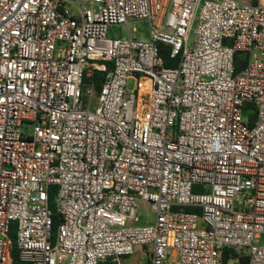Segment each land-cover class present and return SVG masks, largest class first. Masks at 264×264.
Wrapping results in <instances>:
<instances>
[{
    "label": "built area",
    "instance_id": "1",
    "mask_svg": "<svg viewBox=\"0 0 264 264\" xmlns=\"http://www.w3.org/2000/svg\"><path fill=\"white\" fill-rule=\"evenodd\" d=\"M13 227L19 264H264V0H0V264Z\"/></svg>",
    "mask_w": 264,
    "mask_h": 264
},
{
    "label": "trees",
    "instance_id": "2",
    "mask_svg": "<svg viewBox=\"0 0 264 264\" xmlns=\"http://www.w3.org/2000/svg\"><path fill=\"white\" fill-rule=\"evenodd\" d=\"M161 49V55L164 59V64L166 67L173 68L176 67L178 64V59H172L169 55V48L166 45H160ZM250 58V54L247 52H237L235 55V73L238 74L240 73L246 63L248 62ZM110 67V66H109ZM96 85H97V90L99 91L101 88L102 80L104 79L103 74H97L96 77ZM246 111H251L254 110L252 106H246L245 107ZM249 119L252 122H254L256 118V113L255 112H249L248 113ZM51 207L54 209L55 204L51 202ZM187 211L189 212H194L197 211L194 208H186ZM59 217L55 216L54 217V230L56 231L59 225ZM15 237V229L14 227L12 228L11 234L9 236V249H8V262L7 264H19V254H18V249L16 246V242L14 240ZM230 260H233L235 264H250V257L249 255L243 253V252H236L232 248H226L223 252V261L225 264H227Z\"/></svg>",
    "mask_w": 264,
    "mask_h": 264
},
{
    "label": "rangeland",
    "instance_id": "3",
    "mask_svg": "<svg viewBox=\"0 0 264 264\" xmlns=\"http://www.w3.org/2000/svg\"><path fill=\"white\" fill-rule=\"evenodd\" d=\"M130 30L132 34L136 35L139 38H147L148 37V28L146 21H131L129 24ZM136 28L138 32L135 34L133 33V29ZM128 36V30L126 26L122 27H114L111 29L110 36ZM260 57H262L261 54H259ZM133 80H130V85H133ZM55 210V208H54ZM140 211L142 213H145L147 211V206L143 204L140 208ZM145 219H142L144 221Z\"/></svg>",
    "mask_w": 264,
    "mask_h": 264
},
{
    "label": "crops",
    "instance_id": "4",
    "mask_svg": "<svg viewBox=\"0 0 264 264\" xmlns=\"http://www.w3.org/2000/svg\"><path fill=\"white\" fill-rule=\"evenodd\" d=\"M150 247L137 246L134 255L124 258L126 264H150L151 252Z\"/></svg>",
    "mask_w": 264,
    "mask_h": 264
}]
</instances>
